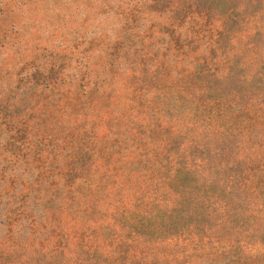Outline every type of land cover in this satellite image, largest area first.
Here are the masks:
<instances>
[{
  "label": "trees",
  "instance_id": "16d2710c",
  "mask_svg": "<svg viewBox=\"0 0 264 264\" xmlns=\"http://www.w3.org/2000/svg\"><path fill=\"white\" fill-rule=\"evenodd\" d=\"M146 7L158 26L33 67L51 118L30 177L0 151V264H264L193 244L264 235V0Z\"/></svg>",
  "mask_w": 264,
  "mask_h": 264
},
{
  "label": "rangeland",
  "instance_id": "374dc122",
  "mask_svg": "<svg viewBox=\"0 0 264 264\" xmlns=\"http://www.w3.org/2000/svg\"><path fill=\"white\" fill-rule=\"evenodd\" d=\"M149 1L0 0V151L3 155L8 153L7 149L14 152L17 173L33 175L34 170L29 168L31 158L38 147H43L37 137L36 122L38 128L44 129L51 118L47 113L38 116L35 93L46 94L47 90L40 85L34 89V81L40 84L44 75L34 77L33 67L46 65L57 51L66 55L75 52L78 57L85 48L94 52L90 43L94 36L101 39L94 45L99 50L104 48L133 12L137 16L135 27L158 26L161 15L149 12L146 7ZM246 223L237 225L244 228ZM195 239L193 244L205 246L207 253L216 248L230 257L264 253V235L242 234L237 227L223 239L217 234L201 233ZM209 261L192 256L177 264H209Z\"/></svg>",
  "mask_w": 264,
  "mask_h": 264
}]
</instances>
